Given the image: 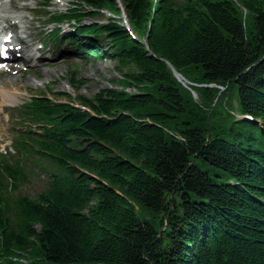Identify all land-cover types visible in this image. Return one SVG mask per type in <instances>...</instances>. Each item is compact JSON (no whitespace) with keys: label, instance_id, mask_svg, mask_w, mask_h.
<instances>
[{"label":"trees","instance_id":"trees-1","mask_svg":"<svg viewBox=\"0 0 264 264\" xmlns=\"http://www.w3.org/2000/svg\"><path fill=\"white\" fill-rule=\"evenodd\" d=\"M82 1L78 22L113 15L78 33L131 90L24 104L42 131L19 144L48 180L24 193V166L0 162V264H264V0ZM171 66L248 117L207 123Z\"/></svg>","mask_w":264,"mask_h":264},{"label":"rangeland","instance_id":"rangeland-1","mask_svg":"<svg viewBox=\"0 0 264 264\" xmlns=\"http://www.w3.org/2000/svg\"><path fill=\"white\" fill-rule=\"evenodd\" d=\"M43 1L44 0H37ZM182 1V0H178ZM28 3L33 5L32 0H27ZM74 0H46V6L44 9L45 13L52 12L55 10H65L71 4H73ZM76 5L77 10L80 12H85L86 10H91L89 6ZM107 14V13H106ZM242 15L246 19L245 10L242 9ZM88 15L86 19L84 18L81 23L89 24L93 19ZM106 15H97L95 19L104 18ZM42 20L46 17L39 16ZM248 23V20L246 21ZM37 22H33V25L36 26ZM245 23V24H247ZM248 25V24H247ZM44 26V25H43ZM248 27V26H246ZM48 28H51L49 26ZM67 28L66 24H63V29ZM249 28V27H248ZM101 46L105 47L107 42L105 40H100ZM77 67V70H75ZM116 61L111 59L110 57H101V58H91L89 60L78 63L77 66H71L68 61L67 63L59 62L56 66L45 67L38 73H30V74H0V89H5V91H9L15 97L8 102H13L14 104L22 103L25 100H28L29 97L33 94L46 93V96L49 98H53L57 101H70L72 103H76L77 95H84L87 97H92L96 92L104 87H116L124 90H131L130 86L124 87L125 79L123 72L116 68ZM133 70L132 67H128L123 69V71ZM75 71V75L73 73ZM194 73H191L190 77L194 78ZM73 76V80L71 77ZM186 85V90L190 93L193 103L206 112L207 123L209 120H220L227 117L225 113V106H232V110L236 111L235 108L238 106V99L235 89H226L224 86L223 89L220 88L219 91L216 92V97L214 101L217 102V106L213 111L214 103L211 106H207L206 103H202L200 93L201 87H204L205 83L195 82L188 79H184ZM195 80H198L195 77ZM212 85V84H210ZM195 87V88H193ZM220 87V86H219ZM223 91V93H222ZM222 93V94H221ZM0 96V100H1ZM214 112V113H213ZM213 114V115H211ZM219 122V121H218ZM11 132H8L6 135L7 142L10 141ZM24 167L28 172V182L21 186V190L23 192L33 194L38 190L44 188L46 186V182L48 179V172L44 170L45 165L43 162L38 163L34 157L28 154H24ZM201 167L203 169L209 168L211 170V174H214V170L208 167L206 164L201 162ZM43 168V169H42ZM140 215L144 218L151 219L152 215L145 210H140Z\"/></svg>","mask_w":264,"mask_h":264},{"label":"bare ground","instance_id":"bare-ground-1","mask_svg":"<svg viewBox=\"0 0 264 264\" xmlns=\"http://www.w3.org/2000/svg\"><path fill=\"white\" fill-rule=\"evenodd\" d=\"M57 1H58V0H57ZM119 4H120V6H121V3H120V2H119ZM19 7L22 8L23 5H20ZM121 7H122V6H121ZM8 9H9L8 5H7L6 3L0 1V11L6 13V12L8 11ZM143 41H144V40H143ZM176 77H177V79H178L183 85H186L185 80H184V77L182 76L181 73H179V72L176 73ZM13 94H14V93H9V92L5 91L4 88L0 90V96L4 97V98H6V99H8V98H10V97H15Z\"/></svg>","mask_w":264,"mask_h":264},{"label":"water","instance_id":"water-1","mask_svg":"<svg viewBox=\"0 0 264 264\" xmlns=\"http://www.w3.org/2000/svg\"><path fill=\"white\" fill-rule=\"evenodd\" d=\"M143 42L145 43V40ZM171 69H172L174 75L176 76V73H178V71H176L172 66H171ZM220 88L223 89L224 86H220Z\"/></svg>","mask_w":264,"mask_h":264},{"label":"snow or ice","instance_id":"snow-or-ice-1","mask_svg":"<svg viewBox=\"0 0 264 264\" xmlns=\"http://www.w3.org/2000/svg\"><path fill=\"white\" fill-rule=\"evenodd\" d=\"M4 55V50L0 49V56Z\"/></svg>","mask_w":264,"mask_h":264}]
</instances>
